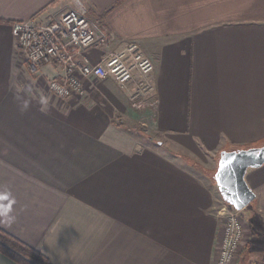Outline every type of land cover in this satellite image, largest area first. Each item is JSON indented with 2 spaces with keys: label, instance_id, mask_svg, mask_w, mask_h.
Wrapping results in <instances>:
<instances>
[{
  "label": "crops",
  "instance_id": "1",
  "mask_svg": "<svg viewBox=\"0 0 264 264\" xmlns=\"http://www.w3.org/2000/svg\"><path fill=\"white\" fill-rule=\"evenodd\" d=\"M81 1L109 39L91 60L137 42L156 107L134 110L111 78L54 95L61 70L31 72L11 24L51 22L74 0H0V193L15 201L0 228L52 264H217L220 154L264 146V0ZM245 180L234 264L264 261V164Z\"/></svg>",
  "mask_w": 264,
  "mask_h": 264
},
{
  "label": "built area",
  "instance_id": "2",
  "mask_svg": "<svg viewBox=\"0 0 264 264\" xmlns=\"http://www.w3.org/2000/svg\"><path fill=\"white\" fill-rule=\"evenodd\" d=\"M74 3L75 7L67 8L51 22L31 19L11 24L29 70L36 72L43 65L58 67L59 79L49 80L48 89L59 98H82L87 93V82L111 78L128 92L131 108L153 111L157 103L153 59L137 42L128 41L116 50L103 52L93 62L89 50L105 46L109 39L100 22L89 17L88 7L81 0ZM239 212L224 201L217 210L223 219L217 264H234L240 251L243 227Z\"/></svg>",
  "mask_w": 264,
  "mask_h": 264
},
{
  "label": "water",
  "instance_id": "3",
  "mask_svg": "<svg viewBox=\"0 0 264 264\" xmlns=\"http://www.w3.org/2000/svg\"><path fill=\"white\" fill-rule=\"evenodd\" d=\"M264 164V146L222 151L214 181L222 200L235 210L244 209L253 199L245 176L250 168Z\"/></svg>",
  "mask_w": 264,
  "mask_h": 264
},
{
  "label": "trees",
  "instance_id": "4",
  "mask_svg": "<svg viewBox=\"0 0 264 264\" xmlns=\"http://www.w3.org/2000/svg\"><path fill=\"white\" fill-rule=\"evenodd\" d=\"M0 252L18 264H52L45 255L1 228Z\"/></svg>",
  "mask_w": 264,
  "mask_h": 264
},
{
  "label": "clouds",
  "instance_id": "5",
  "mask_svg": "<svg viewBox=\"0 0 264 264\" xmlns=\"http://www.w3.org/2000/svg\"><path fill=\"white\" fill-rule=\"evenodd\" d=\"M27 107V105H25V108ZM4 201H8V203L5 205L3 202ZM15 203L14 200H11L9 198V194L8 193H0V216H8V214L11 212L12 210V205Z\"/></svg>",
  "mask_w": 264,
  "mask_h": 264
},
{
  "label": "rangeland",
  "instance_id": "6",
  "mask_svg": "<svg viewBox=\"0 0 264 264\" xmlns=\"http://www.w3.org/2000/svg\"><path fill=\"white\" fill-rule=\"evenodd\" d=\"M194 164H195V167H199V165H197V163H195L194 162ZM202 169H203V171H206V174L208 175V176H210L211 177V172H209V170H208V168H205V167H201ZM217 169V168H216ZM211 171V170H210ZM216 172V171H215ZM215 172H214V174H215ZM223 202V201H222ZM243 210V209H242ZM242 210H240V212H239V218H240V220H241V222H242V227H243V238H242V245L240 246V251L238 252V254H237V257H236V259H235V261L234 262H236L237 261V259H238V256H239V253L244 249V247L247 245V233H246V227H245V220H244V218H243V216H242Z\"/></svg>",
  "mask_w": 264,
  "mask_h": 264
}]
</instances>
